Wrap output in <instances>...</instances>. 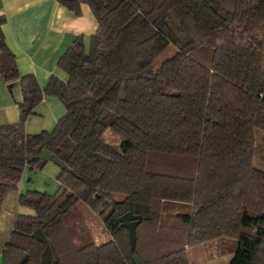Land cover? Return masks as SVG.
Masks as SVG:
<instances>
[{
  "label": "trees",
  "instance_id": "obj_1",
  "mask_svg": "<svg viewBox=\"0 0 264 264\" xmlns=\"http://www.w3.org/2000/svg\"><path fill=\"white\" fill-rule=\"evenodd\" d=\"M98 22L79 36L42 89L7 47L0 15V75L19 81V120L0 126V211L26 166L50 151L66 165L55 194L29 190L4 264H191L187 248L233 237L229 264H264V0H58ZM175 51L159 68L155 59ZM45 95L66 108L52 130L30 134ZM108 128L124 137L118 150ZM98 212L110 238L87 224ZM141 215L132 249L120 218Z\"/></svg>",
  "mask_w": 264,
  "mask_h": 264
},
{
  "label": "crops",
  "instance_id": "obj_2",
  "mask_svg": "<svg viewBox=\"0 0 264 264\" xmlns=\"http://www.w3.org/2000/svg\"><path fill=\"white\" fill-rule=\"evenodd\" d=\"M0 15L6 18L2 25L4 40L15 55L18 69L22 73L34 74L42 89L47 87L52 76L66 79L65 72L58 66L59 59L79 36H85L89 43V37L98 28L96 18L85 3L81 4L80 14H75L58 0H0ZM7 84L13 101L7 97ZM7 84L0 75V126L19 120L20 84L17 80ZM14 84L18 85L17 88ZM35 112L26 123V131L30 134L55 125L66 114V108L56 96L45 95ZM37 124L38 127L34 128ZM48 168L49 172L56 174L60 167L48 164ZM19 185L22 186V177L17 187L7 193L0 211V264H4L3 253L17 215L29 214L19 204L23 194ZM10 201L14 206L8 214Z\"/></svg>",
  "mask_w": 264,
  "mask_h": 264
},
{
  "label": "rangeland",
  "instance_id": "obj_3",
  "mask_svg": "<svg viewBox=\"0 0 264 264\" xmlns=\"http://www.w3.org/2000/svg\"><path fill=\"white\" fill-rule=\"evenodd\" d=\"M174 51L175 48L173 46H169L164 52H162L155 59L153 63L154 69L159 68L160 65L167 58L173 55ZM17 86L18 85L14 84L15 88H17ZM5 90L7 92V97L13 101L14 97L13 94H11L9 91L8 84L5 85ZM21 97H22V93H21ZM33 118H40V117H33ZM51 125L52 126L50 128H46V129L52 130L56 124L55 125L51 124ZM37 127L38 124L34 126V128ZM42 129L45 128H41L39 132H41ZM104 140L113 147H115L116 149L121 150L124 137L120 135L118 132H116L114 129L108 128L104 133ZM255 140L256 143H255L253 164L255 167L262 169L264 171V130L261 129L256 130ZM48 164L49 165L51 164V166H55L56 168H59V166H57L52 161H47L41 169L39 168V165H36L33 168L26 167L25 169H23L22 186L19 185V189H22L23 193H26L29 190L30 191L36 190L48 194H55L59 189V181L57 179V175L59 172L56 174L49 172ZM13 206L14 203L10 201L7 209L8 214L12 212ZM22 209L24 212L27 211L29 214H33V211L26 206H23ZM87 224L88 227L90 228L92 238L97 243H104L110 238V235L106 230V228L104 227L102 218L98 212L88 213ZM237 248H238L237 239L233 237L223 236L187 248V255L191 264H229Z\"/></svg>",
  "mask_w": 264,
  "mask_h": 264
},
{
  "label": "water",
  "instance_id": "obj_4",
  "mask_svg": "<svg viewBox=\"0 0 264 264\" xmlns=\"http://www.w3.org/2000/svg\"><path fill=\"white\" fill-rule=\"evenodd\" d=\"M41 159L52 161L60 168H65L66 165L63 163L61 159L56 157L48 150H44L40 157ZM122 224L128 229L129 231V240L132 249L135 248L136 244V228L142 222L143 218L141 215H134L131 212L126 213L120 218ZM134 264H145L138 255L133 257Z\"/></svg>",
  "mask_w": 264,
  "mask_h": 264
}]
</instances>
